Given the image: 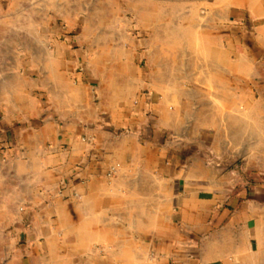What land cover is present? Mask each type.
Returning <instances> with one entry per match:
<instances>
[{"label": "crops", "instance_id": "obj_1", "mask_svg": "<svg viewBox=\"0 0 264 264\" xmlns=\"http://www.w3.org/2000/svg\"><path fill=\"white\" fill-rule=\"evenodd\" d=\"M32 1L34 7L30 0H0V130L43 116L39 89L57 114L93 124L94 142L84 143L85 129L69 124L61 134L66 151L52 153L62 139L54 122L19 129L17 145L0 154V264H264V0H187L204 9L199 28L218 32L178 37L196 47L207 67L202 77L214 87V100L195 108L191 133L213 149L220 143L247 149L241 164L220 175L157 146L144 107L132 105L138 82L132 70L118 71L115 56L100 76L99 48L89 59L49 50L36 32L46 24V6ZM170 48L162 43L164 52ZM162 95L157 125L177 131L180 108ZM117 129L127 133L117 137ZM87 149L104 165L77 169ZM26 218L30 226L19 241L9 229Z\"/></svg>", "mask_w": 264, "mask_h": 264}, {"label": "rangeland", "instance_id": "obj_2", "mask_svg": "<svg viewBox=\"0 0 264 264\" xmlns=\"http://www.w3.org/2000/svg\"><path fill=\"white\" fill-rule=\"evenodd\" d=\"M30 3L34 7L32 0ZM40 3L41 7L46 6L42 9L48 12V16L43 15V18L46 19L43 21L46 23L44 29L36 32L38 37L41 36L45 42H48L49 50H54L57 47L60 52H63V49L66 48L74 53L75 57L83 58L84 55L89 59L99 53V48V51L103 52L100 60V76H103L108 69L114 66L115 62L111 60L112 56L117 59L118 71L132 70V79L138 82L137 94L132 100V105L140 104L144 107L143 115L151 121L149 133H152L154 138H159L156 140L158 147L178 154L183 152L187 159L190 148L185 150L172 148L168 144L170 135L198 138L210 147L200 136L191 132H195L198 127L195 108L199 104H205L208 100H214L210 93L214 87L207 84L205 75L202 77V68L205 70L207 67H202L201 55H197L196 47L178 39L183 31L184 33L199 32L198 37L201 36L205 39H208V35L212 36V32L218 33L215 26H213V31L199 28L203 19L207 18L204 15L203 7H194L187 0H42ZM185 27H191L192 30L185 29ZM29 33L30 36L34 35L35 31H29ZM163 42H167L174 48H170L167 53L164 52ZM74 60L76 63L79 61ZM62 62L59 59V67L62 66ZM85 63L88 64L86 60ZM79 68H82L81 63H78L73 69ZM208 68L207 73L210 71V66ZM87 70L89 71V68ZM78 79L76 76V81ZM153 82L154 90L152 89ZM93 92L95 102H99L100 96L96 87ZM163 92L169 93L168 105L180 108L178 111L179 121L176 123L177 131H174L173 127L168 130L157 125L159 117L157 109L154 107L160 103L163 104ZM36 95L38 98L40 97L44 106L43 116L13 120L12 124L1 129L0 134L5 138L0 141V154L9 152L11 146L17 145L21 127L24 125L37 126L40 130L47 126L49 121L56 124L59 135L66 132V127L69 124L83 127L86 132L82 135V141L88 145L94 142L93 136L89 134L90 130L94 129L93 124L84 122L75 115L62 117L50 106H47L48 95L40 94L39 89ZM3 116V113L0 112V119ZM239 128L232 126L230 131L236 129L238 133L258 132L256 127L245 128L244 131H239ZM123 132L127 133V131L117 129L115 135L118 137ZM138 133L141 136L146 134L142 126ZM63 137L61 135L62 139ZM17 138L18 141H16ZM62 139L58 140L59 146L55 147L52 153L61 154L66 151L65 137L64 140ZM223 144L226 143H220L218 149L210 148L220 151ZM227 146L231 150L244 149L243 160L247 156V149L244 146L238 149L232 148L230 145ZM82 155L83 161L80 159L75 164L77 169H83L85 164L93 162L104 165L103 157L94 154L89 149L83 151ZM243 160L235 166L241 164ZM204 165L207 166L206 163ZM109 169H116V167L111 165ZM60 182H62L59 187L60 191L66 190V175H61ZM21 210L24 211L25 208L22 207ZM29 226L30 221L26 218L21 223L13 225L9 229V233L19 241H24Z\"/></svg>", "mask_w": 264, "mask_h": 264}, {"label": "water", "instance_id": "obj_3", "mask_svg": "<svg viewBox=\"0 0 264 264\" xmlns=\"http://www.w3.org/2000/svg\"><path fill=\"white\" fill-rule=\"evenodd\" d=\"M168 144L177 150L190 148L189 159H199L206 163L213 174L220 175L243 160L245 150H231L226 144L221 145L220 151H214L198 138L170 135Z\"/></svg>", "mask_w": 264, "mask_h": 264}]
</instances>
